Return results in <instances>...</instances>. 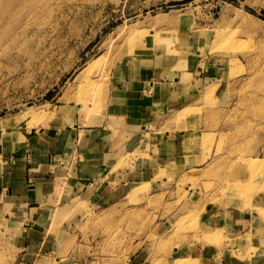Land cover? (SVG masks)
Wrapping results in <instances>:
<instances>
[{"label":"rangeland","instance_id":"rangeland-1","mask_svg":"<svg viewBox=\"0 0 264 264\" xmlns=\"http://www.w3.org/2000/svg\"><path fill=\"white\" fill-rule=\"evenodd\" d=\"M158 42L220 76L199 108L178 115L193 122L185 142L195 156L178 167L154 161L158 186L106 206L91 204L94 187L63 204L61 183L62 204L40 231L59 229V248L28 252L33 224L0 220V264H210L218 255L264 264V170L250 167L264 159V0H0V136L93 123L110 69ZM162 131L139 134L135 145L146 147L136 152L148 155ZM221 217L241 226L225 233ZM201 245L217 253L187 251Z\"/></svg>","mask_w":264,"mask_h":264},{"label":"crops","instance_id":"crops-1","mask_svg":"<svg viewBox=\"0 0 264 264\" xmlns=\"http://www.w3.org/2000/svg\"><path fill=\"white\" fill-rule=\"evenodd\" d=\"M153 32L155 36L157 32ZM157 44L142 46L144 50L136 52L135 57L110 69L93 123L81 122L77 117L73 124L26 133L25 139L13 131L10 136H0V220L17 229L23 226L20 222L28 220L27 224H33L25 236L20 233L28 252H54L58 246L59 229L42 232L55 220L62 191L63 204L91 187L96 188L90 197L92 205L118 203L143 183L158 186L154 182L157 160L165 167H178L195 156L185 142L188 134L197 133L190 127L193 122L187 117L179 119L178 115L200 107L202 92L219 80V73L214 66L202 68L195 55H167L166 46ZM152 121L156 129L151 128ZM162 129L157 144L153 137L148 155L136 152L146 147L141 142L135 145L139 134L153 135ZM67 158L70 160L66 164ZM218 220L229 234L242 221L234 217ZM49 237L53 247L46 249ZM214 247L201 245L187 251L201 253L206 260L210 253H217ZM168 264H174V259ZM210 264L235 263L226 255H218Z\"/></svg>","mask_w":264,"mask_h":264},{"label":"bare ground","instance_id":"bare-ground-1","mask_svg":"<svg viewBox=\"0 0 264 264\" xmlns=\"http://www.w3.org/2000/svg\"><path fill=\"white\" fill-rule=\"evenodd\" d=\"M6 4V3H5ZM10 6V5H9ZM9 8V7H8ZM10 9V8H9ZM5 11H7V10H5ZM4 11V12H5ZM15 22V21H14ZM14 24V23H13ZM13 24H12V26H13ZM10 25V24H9ZM7 27V26H6ZM6 30H8L7 28H6ZM4 32V31H3ZM8 32V31H7ZM15 32V31H14ZM23 34V33H22ZM22 34H21V36H22ZM25 35V34H24ZM20 36V37H21ZM9 47V46H8ZM10 120V119H9ZM13 120V119H12ZM11 123H12V121H11ZM11 123H6V126H11L12 124ZM4 124V123H3ZM14 124V123H13ZM250 167H251V169L253 170L254 169V171H263L264 170V159H253V160H251L250 161Z\"/></svg>","mask_w":264,"mask_h":264}]
</instances>
